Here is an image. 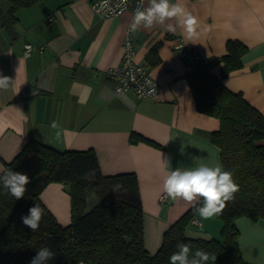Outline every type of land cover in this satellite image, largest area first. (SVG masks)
<instances>
[{
    "label": "crops",
    "instance_id": "1",
    "mask_svg": "<svg viewBox=\"0 0 264 264\" xmlns=\"http://www.w3.org/2000/svg\"><path fill=\"white\" fill-rule=\"evenodd\" d=\"M91 1L40 0L17 11L11 30L0 23V75L13 80L0 90V174L29 139L59 150L93 149L103 174L137 175L145 247L155 253L167 228L192 206L182 199L161 201L164 178L176 168L222 165L220 148L211 140L219 120L196 109L187 81L189 63L174 46L182 41L197 47L211 60L209 71L220 76L227 42L246 44L242 66L222 82L264 115V0H182L200 25L195 43L180 28L172 32L156 25L133 32L135 61L160 85L146 98L130 90L116 92L106 74L121 59L135 11L101 17ZM1 5L9 8L3 0ZM26 42L34 46L29 56L23 55ZM133 132L159 146L131 142ZM41 199L61 224L71 222L64 183L48 184ZM197 218L201 226L191 222L190 236L220 237V218ZM237 225L247 264H264V219L243 216Z\"/></svg>",
    "mask_w": 264,
    "mask_h": 264
},
{
    "label": "trees",
    "instance_id": "2",
    "mask_svg": "<svg viewBox=\"0 0 264 264\" xmlns=\"http://www.w3.org/2000/svg\"><path fill=\"white\" fill-rule=\"evenodd\" d=\"M7 1L9 8L0 10V14L3 24L11 30L18 20L17 11L40 0ZM247 51L243 42L229 40L220 76L209 71V58L207 64L197 65L187 74L196 109L219 120L211 140L220 148L224 170L230 171L239 185L234 199L217 215L222 220L219 238L187 235L186 228L197 217L195 208L202 206L201 199L167 228L160 248L149 252L144 242L143 203L135 173L105 175L93 149L59 150L29 139L12 160L4 162L1 173L20 171L31 182L20 200L0 186V264H31L42 247L56 254L48 264H170V256L181 242L189 244L193 251L203 249L216 255L214 264H247L239 243L237 219H264V115L242 92L222 82L223 77L242 66L241 58ZM130 141L158 145L137 132L131 134ZM51 182L64 183L70 194L71 222L67 225L61 224L41 199V192ZM116 184L122 186L119 193L113 191ZM92 192L103 201L84 213ZM34 204L43 210L35 232L21 220Z\"/></svg>",
    "mask_w": 264,
    "mask_h": 264
},
{
    "label": "clouds",
    "instance_id": "3",
    "mask_svg": "<svg viewBox=\"0 0 264 264\" xmlns=\"http://www.w3.org/2000/svg\"><path fill=\"white\" fill-rule=\"evenodd\" d=\"M144 3L145 0H139V6L129 26L130 31L136 32L141 27L151 29L156 25L166 27L172 32L180 28L181 34L189 42L195 43L200 25L197 17L186 9L182 0H175V2L147 0L146 7H143ZM12 83L13 80L10 77L0 75V90H7ZM30 182V177L20 171H6L0 174V186L16 200L24 198ZM121 187L120 184H116L113 186V191L119 193ZM238 191L239 185L233 174L224 170L218 162L176 168L168 173L163 181V192L172 200L182 199L195 206L197 201L202 199V206L195 208V211L203 220L222 214L226 203L233 200ZM42 216V208L39 204H34L21 220L26 228L35 232L40 227ZM177 249L170 256V264H209V261L214 264L216 260V255L209 254L203 249L193 251L189 244L183 242L177 244ZM55 255L51 248L42 247L32 258L31 264H48Z\"/></svg>",
    "mask_w": 264,
    "mask_h": 264
},
{
    "label": "built area",
    "instance_id": "4",
    "mask_svg": "<svg viewBox=\"0 0 264 264\" xmlns=\"http://www.w3.org/2000/svg\"><path fill=\"white\" fill-rule=\"evenodd\" d=\"M139 6V0H92V10L101 17L118 16L128 8L136 11ZM54 16H50L52 20ZM132 31H128L123 45V53L118 64L109 67L106 74L113 84L116 92L132 91L139 98H146L154 96L159 88V82L154 79L147 67L135 61V43ZM175 48L179 51L180 55L185 58L193 69L197 65H205L209 59L201 56L197 47L188 46L182 41H179ZM34 46L31 42H26L23 48V55L29 56L32 54ZM42 50V47H41ZM166 194H162L161 201H165ZM192 223L201 226V221L195 217Z\"/></svg>",
    "mask_w": 264,
    "mask_h": 264
},
{
    "label": "water",
    "instance_id": "5",
    "mask_svg": "<svg viewBox=\"0 0 264 264\" xmlns=\"http://www.w3.org/2000/svg\"><path fill=\"white\" fill-rule=\"evenodd\" d=\"M102 201L103 200L97 195L96 192H92L87 197V205L85 207L84 213L90 212L92 209L101 204Z\"/></svg>",
    "mask_w": 264,
    "mask_h": 264
},
{
    "label": "rangeland",
    "instance_id": "6",
    "mask_svg": "<svg viewBox=\"0 0 264 264\" xmlns=\"http://www.w3.org/2000/svg\"><path fill=\"white\" fill-rule=\"evenodd\" d=\"M2 1V0H1ZM1 1H0V10H2V11H4V8H3V6L1 5ZM3 1H5V2H7V4H9V2L8 1H6V0H3ZM2 14H0V23H2L3 24V19H2V16H1ZM70 223V222H69ZM68 223V224H69ZM63 225H67V224H63ZM187 235H189L188 233H187ZM190 236V235H189Z\"/></svg>",
    "mask_w": 264,
    "mask_h": 264
},
{
    "label": "bare ground",
    "instance_id": "7",
    "mask_svg": "<svg viewBox=\"0 0 264 264\" xmlns=\"http://www.w3.org/2000/svg\"><path fill=\"white\" fill-rule=\"evenodd\" d=\"M176 45V44H175ZM175 47V46H174ZM176 49V48H175ZM168 198V197H167ZM167 198H166V200H167Z\"/></svg>",
    "mask_w": 264,
    "mask_h": 264
}]
</instances>
